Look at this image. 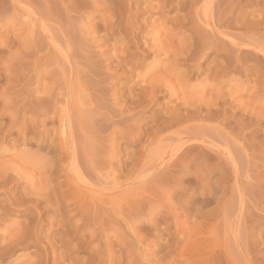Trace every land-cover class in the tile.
Wrapping results in <instances>:
<instances>
[{
  "label": "rangeland",
  "instance_id": "374dc122",
  "mask_svg": "<svg viewBox=\"0 0 264 264\" xmlns=\"http://www.w3.org/2000/svg\"><path fill=\"white\" fill-rule=\"evenodd\" d=\"M0 242L264 264V0H0Z\"/></svg>",
  "mask_w": 264,
  "mask_h": 264
},
{
  "label": "bare ground",
  "instance_id": "6f19581e",
  "mask_svg": "<svg viewBox=\"0 0 264 264\" xmlns=\"http://www.w3.org/2000/svg\"><path fill=\"white\" fill-rule=\"evenodd\" d=\"M211 5H212V4H211ZM221 13H222V12H221ZM183 17H184V16H183ZM182 19L184 20V18H182ZM185 19H186V18H185ZM190 19H191V18H190ZM185 21H187V20H185ZM255 22H256V21H255ZM255 22H253V24H254ZM183 23H184V22H183ZM254 25H255V24H254ZM253 32H254V31H253ZM256 32H257V31H256ZM246 33H247V32H246ZM249 33H250V32H249ZM76 38H77V37H76ZM77 39H78V38H77ZM121 39H122V38H121ZM125 39H126V38H125ZM130 40H131V39H130ZM123 42H124V41H123ZM203 47H204V46H203ZM200 49H201V48H200ZM202 49H204V48H202ZM206 49H207V48H206ZM206 49H204V50H206ZM197 50H198V49H197ZM183 51H184V49H183ZM199 52H200V50H199ZM197 53H198V52H197ZM189 57H190V56H189ZM195 57H196V55H195ZM195 57H193V58H195ZM188 59H189V58H188ZM195 60H196V59H195ZM121 63H122V62H121ZM123 63H124V62H123ZM176 69H177V68H176ZM190 69H191V68H190ZM89 70H90V69H89ZM170 70H171V68H170ZM170 70H169V71H170ZM84 71H85V70H84ZM81 72H82V71H81ZM85 72H87V71H85ZM85 72H84V73H85ZM174 72H176V71H174ZM141 73H142V72H141ZM180 73H181V72H180ZM183 73H184V72H183ZM87 74H88V72H87ZM87 74H86V75H87ZM140 75H141V74H140ZM142 76H143V74H142ZM142 76H141V77H142ZM181 76H182V75H181ZM78 77L81 78V76H78ZM79 78H78V81H77L78 86L76 87V89H77V97L80 96V99H81V98L83 97V96H82L83 93L85 94V92H84V89H82V85H81V86L79 85V83H80V82H79V81H80ZM81 81H82V79H81ZM252 81H253V80H252ZM83 83H84V82H83ZM256 85H257V84H256ZM256 85H255V86H256ZM256 87H257V86H256ZM79 88H80L82 91L79 90ZM83 88H85V87H83ZM76 89H75V90H76ZM85 90H86V89H85ZM81 92H82V94H81ZM149 94H150V93H149ZM84 96H85V95H84ZM74 97H76L75 94H74ZM77 97H76V98H77ZM77 99H79V97H78ZM77 99H76V100H77ZM75 102H76V101H75ZM76 106H77V102H76ZM206 108H208L207 110H209V107H206ZM184 110H185V109H184ZM198 110H199V109H198ZM187 111H188V110H187ZM196 111H197V110H196ZM196 111H195V112H196ZM200 111H201V110H200ZM188 112H189V111H188ZM193 112H194V111H193ZM185 113H186V112H185ZM206 113H207V112H206ZM186 114H187V113H186ZM195 114H196V113H194V115H195ZM207 114H208V113H207ZM207 114L204 113L203 116H205V115H207ZM66 115H67V114H66ZM194 115H191V116H189V117H196V116H194ZM210 115H211V114H210ZM183 116H185V115H183ZM208 116H209V114H208ZM62 117H63V116H62ZM69 117H70V116H69ZM201 119H202V118H201ZM59 126L61 127V131L59 130V131H60V136H59V137H62V138L64 139V142H66V141H65V138H67V134H68V135L71 134L70 132H69V133H70V134H69V133L67 132V130H66V129H67V126L69 127V125H67L66 120L62 119L61 124H60ZM40 128H41V127H40ZM37 131H38V130H37ZM43 134H44V133H43ZM43 134H42V135H43ZM46 134H47V133H46ZM46 134H45V135H46ZM140 134H141V132H140ZM156 134H157V133H152V135H151V134H150V135L148 134L149 136H152V138H150L149 136H148V137H149V138H148V137L146 136V138H147V139H146V142L148 141V143H147L148 145H151V141H152V139L156 138L155 136H157ZM86 138H87V137H86ZM69 140H70V139H69ZM63 144H65V143H62V145H63ZM146 146H147V145H146ZM60 147H61V146H60ZM89 148H90V147H89ZM85 149H86V148H85ZM145 149H147V147H146ZM65 150H66V149H65ZM86 150H88V149H86ZM68 152H69V150H68ZM55 153H56V152H55ZM61 153H62V152H61ZM65 154H66V153H65ZM93 155H94V154H93ZM62 156H63V155H62ZM62 156H61V157H62ZM91 156H92V155H91ZM53 157H54V156H53ZM93 157H94V156H93ZM59 159H60V158H59ZM62 159H64V158H62ZM92 160H93V159H92ZM57 161H58V160H57ZM60 162H61V160H60ZM73 164H75V163H73ZM5 177H6V176H5ZM2 178H4V177H2ZM7 178H8V177H7ZM11 178H12V177H11ZM4 179H5V178H4ZM44 179H45V177H44ZM31 188H32V186H31ZM50 188H51V187H50ZM43 190H46V189H44V187H43ZM51 190H53V189H51ZM29 192H30V191H29ZM48 192H49V191H48ZM31 193H32V192H31ZM46 193H47V192H46ZM46 193H45V194H46ZM76 193H77V192H76ZM85 193H86V192H85ZM25 194H26V193H25ZM50 194H52V193H50ZM50 194H49V195H50ZM33 195H34V194H33ZM37 195H38V194H37ZM85 195L88 196L90 200H94V198H95V197L90 196L89 193H86ZM47 196H48V195H47ZM26 197H27V195H26ZM36 198H37V197H36ZM56 198H58V197H56ZM56 198H55V199H56ZM86 198H87V197H86ZM37 199H38V198H37ZM24 200H25V199H24ZM31 200H32V199H31ZM48 200H49V199H48ZM58 200H59V199H58ZM19 201H20V199H19ZM26 201H27V200H26ZM29 201H30V200H29ZM36 201H37V200H36ZM36 201H35V202H36ZM60 201H61V200H60ZM84 201H85V200H84ZM12 202H13V201H12ZM30 202H31V201H30ZM47 202H48V201H47ZM57 202H58V201H57ZM57 202H56V203H57ZM24 203H25V202H24ZM86 203H87V201H86ZM13 204H14V203H13ZM18 204H19V203H18ZM20 204H21V203H20ZM26 204H27V202L25 203V205H26ZM33 204H34V203H33ZM55 205H56V204H55ZM57 206H58V204H57ZM67 206H68V205H67ZM54 207H56V206H54ZM60 208H61V207H60ZM36 209H37V208H36ZM55 209H56V208H55ZM64 211H65V210H64ZM57 212H58V211H57ZM81 214H82V213H81ZM23 230H24V229H23ZM24 231H25V230H24ZM22 232H23V231H22ZM29 232H30V230H29ZM29 232H28V233H29ZM15 233H16V232H15ZM27 235H28V234H27ZM25 236H26V235H25ZM29 236H30V235H29ZM18 237H20V236H18ZM10 238H11V237H10ZM20 238H21V237H20ZM11 239H12V238H11ZM29 239H30V238H29ZM18 240H19V239H18ZM24 240H25V239H24ZM15 241H16V240H15ZM21 241H22V240H21ZM30 241H31V240H30ZM22 242H23V241H22ZM26 242H27V240H26ZM28 242H29V241H28ZM0 243H1V242H0ZM15 243H16V242H15ZM20 243H21V242L19 241V242L16 243V244H20ZM24 243H25V242H24ZM33 243H34V242H33ZM12 244H14V243L12 242ZM26 245H27V244H26ZM26 245H25V246H26ZM1 246H2V245H1ZM1 246H0V247H1ZM5 246H6V245H5ZM5 246L2 247V249L0 248V250L3 251V249L6 248L8 245H7L6 247H5ZM27 246H28V245H27ZM14 247H15V246H14ZM40 247H41V246H40ZM8 249H10V251H8V252H11V248L8 247ZM38 249H39V248H38ZM40 249H41V248H40ZM4 250H7V249H4ZM1 251H0V252H1ZM45 252H46V251H45ZM5 253H6V251H5ZM46 253H47V252H46ZM46 253H44V254H46ZM34 256H35V255H34ZM45 256H46V255H45ZM47 256H48V255H47ZM47 256H46L45 258H47ZM1 257H3V256H1ZM41 257H42V256H41ZM34 258H37V255H36ZM42 258H44V255H43ZM45 258H44V259H45ZM47 259L49 260V258H47ZM42 261H43V262H46V259H45V260H42V259H36V261H35V262L33 261V262H34L35 264H41ZM47 262H48V261H47ZM54 262H55V261H54ZM34 263H33V264H34Z\"/></svg>",
  "mask_w": 264,
  "mask_h": 264
}]
</instances>
